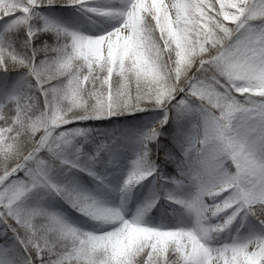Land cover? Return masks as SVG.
<instances>
[{
	"label": "snow or ice",
	"instance_id": "obj_1",
	"mask_svg": "<svg viewBox=\"0 0 264 264\" xmlns=\"http://www.w3.org/2000/svg\"><path fill=\"white\" fill-rule=\"evenodd\" d=\"M0 264H264V0H0Z\"/></svg>",
	"mask_w": 264,
	"mask_h": 264
},
{
	"label": "trees",
	"instance_id": "obj_2",
	"mask_svg": "<svg viewBox=\"0 0 264 264\" xmlns=\"http://www.w3.org/2000/svg\"><path fill=\"white\" fill-rule=\"evenodd\" d=\"M148 119V114L146 113H135V114H132L130 116H125V117H120L119 120L120 121H123L124 124L127 126L129 124H139L142 120H147ZM111 126V125H108V122H103L102 124L98 123V124H94L93 126L94 127H98V126ZM147 192V188H143L140 190V192L138 193V196L142 197L144 193ZM66 212L72 216L74 219H76L78 217V214H74L73 211L71 209H67L65 208ZM153 213L156 212V209H153L152 210Z\"/></svg>",
	"mask_w": 264,
	"mask_h": 264
},
{
	"label": "rangeland",
	"instance_id": "obj_3",
	"mask_svg": "<svg viewBox=\"0 0 264 264\" xmlns=\"http://www.w3.org/2000/svg\"><path fill=\"white\" fill-rule=\"evenodd\" d=\"M169 2V0H165V3H168Z\"/></svg>",
	"mask_w": 264,
	"mask_h": 264
}]
</instances>
